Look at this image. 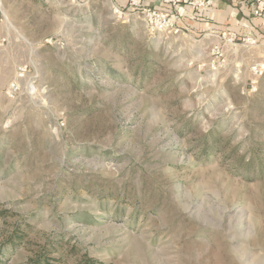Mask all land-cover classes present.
<instances>
[{"label": "rangeland", "instance_id": "374dc122", "mask_svg": "<svg viewBox=\"0 0 264 264\" xmlns=\"http://www.w3.org/2000/svg\"><path fill=\"white\" fill-rule=\"evenodd\" d=\"M223 32L0 0V264H264V49Z\"/></svg>", "mask_w": 264, "mask_h": 264}, {"label": "crops", "instance_id": "0c3cea01", "mask_svg": "<svg viewBox=\"0 0 264 264\" xmlns=\"http://www.w3.org/2000/svg\"><path fill=\"white\" fill-rule=\"evenodd\" d=\"M116 7L131 8L130 0H110ZM191 0H181L174 10L179 13L177 33L192 37H208L218 32H237L252 35L259 40L256 49H264V14L254 12L252 0H201L200 6L189 4ZM146 5L172 10L160 0H144Z\"/></svg>", "mask_w": 264, "mask_h": 264}, {"label": "built area", "instance_id": "2783aa9c", "mask_svg": "<svg viewBox=\"0 0 264 264\" xmlns=\"http://www.w3.org/2000/svg\"><path fill=\"white\" fill-rule=\"evenodd\" d=\"M162 4H167L172 8V10L161 9L156 6L146 5L144 0H130L129 5L131 8L116 7L115 11L120 16H129L139 14L142 16L148 29L153 33H177L180 29L178 22L180 15L174 10V7L178 6L181 0H160ZM255 4L254 12L257 15L264 14V0H252ZM192 6H200L201 0H191L189 2ZM226 38L228 41H234L237 39V34L232 32L224 31L220 35ZM246 42L251 44L256 43V39L252 36H247L244 38ZM217 54V58H221L223 53L219 46H215L214 50ZM255 74H263L264 72V56L262 61L256 62L252 67Z\"/></svg>", "mask_w": 264, "mask_h": 264}]
</instances>
